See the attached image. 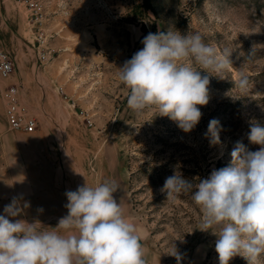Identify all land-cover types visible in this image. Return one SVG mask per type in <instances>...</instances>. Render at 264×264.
<instances>
[{
    "label": "rangeland",
    "instance_id": "rangeland-1",
    "mask_svg": "<svg viewBox=\"0 0 264 264\" xmlns=\"http://www.w3.org/2000/svg\"><path fill=\"white\" fill-rule=\"evenodd\" d=\"M37 1L39 12L25 0H0V38L16 62L15 77L0 79V141L44 143L41 153L57 182L51 197L0 198V214L15 199L22 206L17 219L52 231L67 215V191L85 181L91 187L115 182L114 198L137 229L146 264H177L168 254L174 245L181 264H219L217 237L198 230L201 211L191 195L166 200L161 188L175 172L195 184L228 166L237 141L259 149L247 134L250 121L264 125V0ZM167 30L199 33L218 54L231 53L221 76L211 72L209 103L190 133L157 109L131 110L130 90L118 78L147 34ZM243 77L247 90L238 87ZM12 81L37 116L30 135L6 124L1 91ZM213 118L222 127L216 146L205 136ZM16 168L0 184H20L25 178ZM229 264L247 261L236 256Z\"/></svg>",
    "mask_w": 264,
    "mask_h": 264
},
{
    "label": "clouds",
    "instance_id": "clouds-1",
    "mask_svg": "<svg viewBox=\"0 0 264 264\" xmlns=\"http://www.w3.org/2000/svg\"><path fill=\"white\" fill-rule=\"evenodd\" d=\"M141 43L119 68V81L130 90L128 107L137 114L157 109L158 116L190 133L202 118L201 107L209 103L211 72L221 76L232 63L231 53L218 54L199 33L178 30L149 33ZM238 87L247 90L246 77ZM249 125L247 139L258 150L237 141L228 166L195 184L175 172L161 188L166 200L191 195L201 211L198 230L217 237L219 264L236 256L261 264L264 257V125L256 120ZM221 130L218 119L209 121L205 136L210 146L221 144ZM117 190L115 182L91 187L85 181L67 191V215L52 231L39 230L37 221L17 219L22 206L14 199L0 214V264H146L137 229L114 198ZM168 254L181 264L183 255L175 245Z\"/></svg>",
    "mask_w": 264,
    "mask_h": 264
},
{
    "label": "crops",
    "instance_id": "crops-1",
    "mask_svg": "<svg viewBox=\"0 0 264 264\" xmlns=\"http://www.w3.org/2000/svg\"><path fill=\"white\" fill-rule=\"evenodd\" d=\"M25 135H30L26 134ZM29 137V136H23ZM32 143V144H30ZM7 142L0 141V177L12 176L13 167H17L15 174L25 178L20 184H0V198L24 199L28 197H51L50 189H54L56 179L51 180L53 170H50L44 143L39 142ZM35 151H40L36 156ZM31 163L34 164L32 171ZM28 177V179H26ZM17 182V181H16ZM3 192V193H2ZM75 264V261H74Z\"/></svg>",
    "mask_w": 264,
    "mask_h": 264
},
{
    "label": "built area",
    "instance_id": "built-area-1",
    "mask_svg": "<svg viewBox=\"0 0 264 264\" xmlns=\"http://www.w3.org/2000/svg\"><path fill=\"white\" fill-rule=\"evenodd\" d=\"M28 7L36 12L41 9L37 0H25ZM42 37V35H40ZM44 40V39H43ZM47 55L42 54L46 59ZM16 62L11 51L0 38V79L11 81L15 77ZM1 97L5 106L6 124L10 130L30 134L36 131L38 125L37 116L31 111L30 106L23 100L21 87L18 81L5 84L1 91ZM83 114V112H81Z\"/></svg>",
    "mask_w": 264,
    "mask_h": 264
},
{
    "label": "trees",
    "instance_id": "trees-1",
    "mask_svg": "<svg viewBox=\"0 0 264 264\" xmlns=\"http://www.w3.org/2000/svg\"><path fill=\"white\" fill-rule=\"evenodd\" d=\"M150 8H151V4L148 5V9H150Z\"/></svg>",
    "mask_w": 264,
    "mask_h": 264
}]
</instances>
